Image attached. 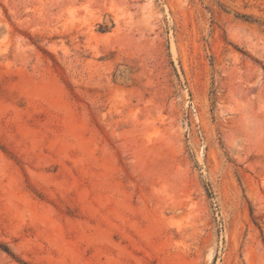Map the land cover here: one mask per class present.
<instances>
[{
	"label": "rangeland",
	"instance_id": "1",
	"mask_svg": "<svg viewBox=\"0 0 264 264\" xmlns=\"http://www.w3.org/2000/svg\"><path fill=\"white\" fill-rule=\"evenodd\" d=\"M0 264H264V0H0Z\"/></svg>",
	"mask_w": 264,
	"mask_h": 264
}]
</instances>
